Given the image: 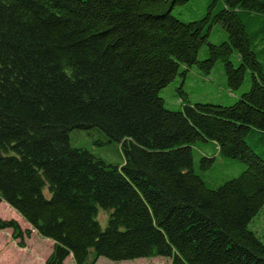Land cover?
I'll list each match as a JSON object with an SVG mask.
<instances>
[{"label": "trees", "instance_id": "obj_1", "mask_svg": "<svg viewBox=\"0 0 264 264\" xmlns=\"http://www.w3.org/2000/svg\"><path fill=\"white\" fill-rule=\"evenodd\" d=\"M187 1L0 0V201L53 241L45 264H264L249 227L264 204V0H208L184 21L172 9ZM218 59L230 90L250 73L248 91L230 105L165 106L163 87ZM74 129L116 141L123 162L72 146ZM195 147L201 169L216 154L245 168L213 187ZM4 228L24 246L29 229Z\"/></svg>", "mask_w": 264, "mask_h": 264}, {"label": "rangeland", "instance_id": "obj_2", "mask_svg": "<svg viewBox=\"0 0 264 264\" xmlns=\"http://www.w3.org/2000/svg\"><path fill=\"white\" fill-rule=\"evenodd\" d=\"M207 5L208 0H188L183 4L174 6L172 13L184 21L199 19L206 14ZM211 30L210 42L220 43L226 40V33L219 24L214 23ZM206 48L207 45L200 50L198 59L206 57ZM232 58L235 59L236 56ZM226 83L224 64L218 59L209 74L203 73L197 65H192L188 68L185 76L177 75L174 80L159 91V95L169 109H178L182 102L187 101L230 105L241 93L249 90L250 73L245 74L241 85L235 90H230ZM69 139L72 146L85 148L107 162L113 164L123 162L119 144L116 141L107 140L95 129H74L70 132ZM201 156L195 147L193 150L194 168L213 187L230 178L237 177L245 168V165L237 159L223 158L216 154L212 165L206 169H201ZM45 193H48L47 189ZM0 219H13L17 221L22 230H30V234L23 238L24 246H19L18 239L12 237V229H0V264H45V260L52 250L53 241L40 236L5 201H0ZM96 219L100 227L104 229L108 224L109 210L98 207ZM249 227L264 241V204ZM63 264H74L72 256L69 255ZM94 264H170V258L154 256L114 261L99 256Z\"/></svg>", "mask_w": 264, "mask_h": 264}]
</instances>
